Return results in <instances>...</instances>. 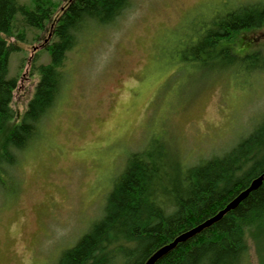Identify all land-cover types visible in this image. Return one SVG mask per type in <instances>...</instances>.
Listing matches in <instances>:
<instances>
[{"label":"rangeland","instance_id":"rangeland-1","mask_svg":"<svg viewBox=\"0 0 264 264\" xmlns=\"http://www.w3.org/2000/svg\"><path fill=\"white\" fill-rule=\"evenodd\" d=\"M48 1L58 7L44 30L19 22L25 41L0 34L14 50L17 118L39 81L34 58L49 62L51 31L71 0ZM261 1L132 0L114 25L81 35L41 137L8 175L0 173V264H55L102 215L129 153L152 139L191 164L225 153L251 131L264 117V71L215 74L180 63L179 53L192 28L214 12ZM247 36L264 49V29ZM245 241L241 264H264V226L246 231Z\"/></svg>","mask_w":264,"mask_h":264},{"label":"trees","instance_id":"trees-1","mask_svg":"<svg viewBox=\"0 0 264 264\" xmlns=\"http://www.w3.org/2000/svg\"><path fill=\"white\" fill-rule=\"evenodd\" d=\"M132 0H73L63 8L46 51L49 62L36 65L39 81L26 111L13 109L18 79L10 76L12 48L0 36V173L8 175L18 155L42 134L46 118L67 82L68 54L81 35L114 25ZM48 0H0V34L25 41V28L44 30L53 23ZM264 29V1L214 12L192 28L179 53L180 63L215 74L264 71V49L246 33ZM162 140L129 153L107 193L102 215L77 243L62 251L55 264H145L162 246L222 210L251 181L264 174V117L230 150L183 160ZM7 165L6 172L1 168ZM264 182L234 211L195 238L179 244L156 264H241L247 255L245 233L264 226Z\"/></svg>","mask_w":264,"mask_h":264},{"label":"water","instance_id":"water-1","mask_svg":"<svg viewBox=\"0 0 264 264\" xmlns=\"http://www.w3.org/2000/svg\"><path fill=\"white\" fill-rule=\"evenodd\" d=\"M264 180V174L255 178L250 186L240 192L238 196L233 199L223 210L218 212L216 215L211 218L205 220L201 224L183 232L179 236H177L170 244H167L160 249H158L147 261L145 264H156L160 259L165 257L167 254L172 252L179 244L187 242L188 240L196 237L201 234L204 230L212 227L214 224L218 223L223 217L230 211L235 210L241 202H243L253 191L258 190Z\"/></svg>","mask_w":264,"mask_h":264},{"label":"bare ground","instance_id":"bare-ground-1","mask_svg":"<svg viewBox=\"0 0 264 264\" xmlns=\"http://www.w3.org/2000/svg\"><path fill=\"white\" fill-rule=\"evenodd\" d=\"M262 175H263V174H262ZM253 180H254V179H253ZM253 180H252V181H253ZM252 181H251V182H252ZM263 182H264V180H263ZM250 184H251V183H250ZM250 184L248 185V187L250 186ZM262 184H263V183H262ZM261 186H262V185H261ZM248 187L244 188L243 190L247 189ZM243 190H242V191H243ZM242 191H240V192H242ZM240 192H239V193H240ZM239 193H238V194H239ZM238 194L235 195L233 199H235V198L238 196ZM233 199H232V200H233ZM232 200H231V201H232ZM231 201H229L228 204H229ZM228 204H227V205H228ZM241 204H242V202H241ZM227 205H226V206H227ZM226 206H225V207H226ZM225 207H224V208H225ZM224 208H223V209H224ZM237 208H238V207H237ZM223 209H222V210H223ZM220 211H221V210H220ZM220 211H219V212H220ZM233 211H234V210H233ZM230 212H232V211H230ZM230 212H228V213H230ZM228 213H227V214H228ZM227 214H226V215H227ZM226 215H225V216H226ZM225 216H224V217H225ZM224 217H223V218H224ZM185 232H186V231H185ZM182 233H183V232H182ZM182 233H181V234H182ZM175 238H176V237H175ZM175 238H174V239H175ZM194 238H195V237H194ZM174 239H173V240H174ZM192 239H193V238H192ZM190 240H191V239H190ZM188 241H189V240H188ZM171 242H172V241H171ZM171 242H170V243H171ZM170 243H168V244H170ZM166 245H167V244H166ZM164 246H165V245H164ZM162 247H163V246H162ZM159 249H160V248H159ZM154 253H155V252H154ZM154 253H153V254H154ZM153 254H152V255H153ZM163 258H164V257H163Z\"/></svg>","mask_w":264,"mask_h":264},{"label":"snow or ice","instance_id":"snow-or-ice-1","mask_svg":"<svg viewBox=\"0 0 264 264\" xmlns=\"http://www.w3.org/2000/svg\"><path fill=\"white\" fill-rule=\"evenodd\" d=\"M261 195H264V193H262Z\"/></svg>","mask_w":264,"mask_h":264}]
</instances>
